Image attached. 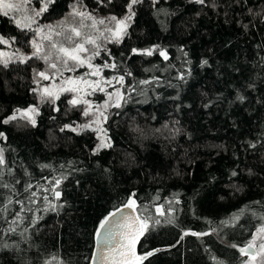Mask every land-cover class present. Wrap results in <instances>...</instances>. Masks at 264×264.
<instances>
[{
    "label": "trees",
    "instance_id": "16d2710c",
    "mask_svg": "<svg viewBox=\"0 0 264 264\" xmlns=\"http://www.w3.org/2000/svg\"><path fill=\"white\" fill-rule=\"evenodd\" d=\"M72 2L129 15L130 0H52L43 15ZM131 11L119 42L93 57L103 79L124 77L104 120L110 147L97 151L95 129L79 127L86 104L42 98L40 59L0 58V264H89L100 224L130 198L147 224L140 264H240L238 246L264 223V0ZM0 32L24 48L32 35L10 14ZM31 106L35 125L16 113Z\"/></svg>",
    "mask_w": 264,
    "mask_h": 264
},
{
    "label": "snow or ice",
    "instance_id": "6c2138e0",
    "mask_svg": "<svg viewBox=\"0 0 264 264\" xmlns=\"http://www.w3.org/2000/svg\"><path fill=\"white\" fill-rule=\"evenodd\" d=\"M52 0H46V2L43 3V6L39 9V11H35L34 13H25V19L27 20V23H23L21 20H16V24L18 27H31V24L35 23V17H38L41 13L47 10L48 3H51ZM142 2V0H130V3L128 4V9H129V15H127L123 20L117 19L116 17H111V21H115V28H105L104 31L100 32L101 36L105 35V32L111 33L113 39H115L116 42H119V38L124 34L126 28H127V21L132 19V16L134 13H132V7L133 5ZM156 0H153V3H155ZM197 3H204V0H196ZM30 3V0H0V14H3L5 16L9 15V12L16 11V12H24L25 7ZM71 16H77L80 17L81 20H89L91 21V24L88 25L89 27L96 28L97 25H104L106 21L104 19L96 20L90 13H86L83 11H78L75 8L73 9V12L70 13ZM61 27H64V31L70 33V35H67L65 38L67 41L72 45L71 47L65 46L64 44H57L55 42H52L50 44L51 50L54 51H49L46 55H44L42 58L46 63H48V66L50 69L55 70L56 73H58L60 76L63 75V71H74L75 68L70 66V63L72 65H75L76 67H82V66H87L91 71L87 73L86 75L90 76H99V73L101 69L99 67H95L91 64V60L93 59L94 56H99L100 51H99V45H97L96 39L93 38L91 35L84 36V34L81 31V28L85 27L83 23H81L80 27H75L71 25H64V22H61ZM49 28V32L54 33L56 36H61L64 33L62 32H57L52 26H47ZM246 27V26H245ZM42 29H37V32H41ZM45 40H51V35H46L43 37ZM82 38V42H74V41H79ZM109 42H112L109 40ZM0 43H6L2 38H0ZM86 45H93L96 47V51L93 52L91 55H89V49L86 47ZM35 47V52L33 53L34 56H39V54L42 51L41 46L39 45H34ZM135 52L136 50L133 49ZM148 55H151V51L147 52ZM161 55L164 56L165 59H167V55L164 52H161ZM54 57V59H53ZM23 62V61H21ZM204 64H207V61H203ZM6 64V62H5ZM61 65L63 66L61 68ZM112 67H115V65H111ZM104 67H109L108 64H105ZM131 75V73H128ZM37 75L41 79H50L54 77H49L45 72H38ZM183 79V77H180ZM117 83L123 85L124 83V77L120 76L117 81ZM101 83L107 84L109 86L112 85L111 80H95V81H90L85 79L84 77H80L77 79H67L64 81L65 85H68V87L61 86L58 90H50L49 88H44L43 92L41 93L42 98H56L58 99L59 96L57 92H76L78 95L73 97V99L69 100L68 103L76 106L81 103L87 104L88 107L84 110V115L88 116L91 114L92 110V105L89 101L85 100L83 96L79 95V93H84V95H90L91 92H88L87 89H91L92 91L100 90L103 91L104 89L101 87ZM140 83H149V81H141ZM83 85V87H81ZM134 90V89H133ZM109 95V100L112 99L113 95L117 96L119 99L115 102V107H120V100L123 99V94L117 89L115 93L108 94ZM242 99V98H241ZM109 106L108 102L106 101L104 105L100 106L104 109H106ZM35 108H30L28 112H35ZM28 112L25 113V115L28 114ZM98 116L97 119L92 121V123H97L100 118H103L104 120L107 119V116L105 115L104 111H100L97 109ZM9 119H15V116L9 117ZM30 122L35 125V120L29 117ZM8 121L6 120L5 123ZM92 124H85L83 126H79L81 128H89L91 127ZM65 127H68L67 125ZM73 131H76V129H72ZM63 131V129H61ZM0 135H3L0 133ZM110 143H105L104 141L101 142V144L97 147V151L101 147H110ZM4 165V158L2 155V149H0V166ZM235 175V173H233ZM60 181H56V184L59 185ZM31 187V186H29ZM33 196L36 195V193H32ZM56 197L59 198L60 193L57 191L55 193ZM45 199H47L45 197ZM11 203V201H9ZM135 204V201L132 200L131 198L128 201V204L126 205L129 208H132ZM159 211V210H158ZM139 219V218H136ZM101 228L104 227V223L102 222L100 225ZM130 231L127 233H122L121 236L123 239L128 240L130 243L125 245L121 244V249L129 250L131 249L132 246H134L135 240L139 239V235H143L144 230L147 228L146 223H141V228L139 230V234L135 235V227L134 225H129ZM11 231H15V229H10ZM99 235V232L97 233ZM187 234V233H186ZM195 234V233H194ZM264 234V227H261L257 229V235L253 237L252 241L249 242L246 248H241L240 252L241 255H247L248 256V261L246 264H254V262L257 260V257H264V243L259 244V251H250L251 249H254L256 247V240L258 236H261ZM111 236V234H109ZM133 236H135V239H133ZM153 253L149 252L148 255H152ZM146 257H140L138 259H144ZM107 259V258H106Z\"/></svg>",
    "mask_w": 264,
    "mask_h": 264
},
{
    "label": "rangeland",
    "instance_id": "374dc122",
    "mask_svg": "<svg viewBox=\"0 0 264 264\" xmlns=\"http://www.w3.org/2000/svg\"><path fill=\"white\" fill-rule=\"evenodd\" d=\"M7 2V0H6ZM46 2V0H30V3L25 7L24 12H16L12 11L9 12L10 15H12V18L16 20H21L23 23H27V20L25 19V13H34L35 11H39V9L43 6V3ZM76 9L78 11H83L86 13H90L96 20L104 19L106 23L104 25H97V27L94 29L92 27H89L88 25L91 24V21L85 19L81 20L80 17L77 16H71L70 13L73 12V9ZM111 16H103L96 14L95 12L88 11L85 8H83L79 2H72L69 6V8L65 11V13L61 14V16L55 20H47L43 13H41L38 17H35V23L31 24V27H26L28 28L29 31L32 32V35L29 37V39L26 40L27 45H25V48L22 45H19L17 42H13L11 39L7 38L0 32V38H2L6 43H0V58L4 61H8L11 59H26L27 57H35L41 60L43 68H39L38 72H45L49 77H54L50 79H41L38 76V81L36 83V89L42 93L44 88H49L50 90H58L61 86L68 87V85L64 84V81L67 79H77L80 77H84L87 80L90 81H95V80H111L112 85L109 86L107 84L101 83V87L104 89L103 91L96 90L92 91L91 89H87L88 92H91L90 95H84V93H79V95L83 96V98L87 101H89L92 105V110L91 114L88 115V121L86 124H92V128L95 129V132L97 133L99 137V145L101 144L102 141L105 143H108V138L106 135V131L104 128V119L100 118L97 123H92V121L97 119L98 112L97 109L100 111H104L105 115L107 116L110 107L115 105V102L117 99H119L117 96L113 95L112 99L109 100V95L111 93H115L117 89L120 91V85L117 83L115 79L107 78L103 79L100 74L99 76H90L86 75L91 71L87 66H82V67H76L75 65H72L70 63L71 67H74V71H63V75L60 76L58 73L55 72V70L50 69L48 66V63L44 61L42 58L44 55H46L49 51H54L51 50L50 44L52 42L59 44H64L65 46L71 47L72 45L67 41L65 38L67 35H70V33L64 31V27H61V22H64V25H71L75 27H80L81 23L85 25V27L81 28L82 33L84 36L91 35L93 38L96 39L97 45H102L103 43L107 42L108 37L113 38L111 33L105 32L104 36L100 35L101 31H104L105 28L111 27L115 28V21L110 20ZM118 19V18H117ZM124 18L120 19L123 20ZM52 26L55 31L57 32H62L64 33L61 36H56L54 33L49 32V28L47 26ZM42 29L41 32H37V29ZM46 35H51V40H45L43 37ZM74 42H82V38L79 41H74ZM34 45H39L42 48L41 53L39 56H34L33 53L35 52V47ZM86 47L89 49V55H91L93 52H95L97 49L93 45H86ZM54 59V57H53ZM91 64L96 67L95 63L93 62V59L91 60ZM63 66L61 65V68ZM83 87V85H81ZM103 93V98L98 100L97 96L99 95L98 92ZM61 92H57L59 94ZM71 94V98L77 96L78 94L76 92H69ZM108 102L109 106L104 109L100 106L104 105L105 102ZM121 101V100H120ZM88 105L86 104V108ZM30 108H35L34 106H31L27 109H20L17 110L16 113L18 115L24 116V117H31L32 119L34 118L35 112H28ZM36 109V108H35ZM28 112L27 115L25 113ZM98 145V146H99ZM264 227V223L258 227L257 229ZM257 229L253 232L252 237L250 240L246 243L249 244L250 241H252L253 237L257 235ZM264 243V234L261 236L257 237L256 240V247L253 249V251L258 252L259 251V244ZM245 244V245H246ZM248 261V256L243 255V260L240 264H246ZM254 264H264V257H257V260L254 262Z\"/></svg>",
    "mask_w": 264,
    "mask_h": 264
},
{
    "label": "water",
    "instance_id": "95a60500",
    "mask_svg": "<svg viewBox=\"0 0 264 264\" xmlns=\"http://www.w3.org/2000/svg\"><path fill=\"white\" fill-rule=\"evenodd\" d=\"M127 204L128 201L109 213L102 221L104 227L101 228L99 226L97 231L99 235L97 233L95 235L89 264H140L143 259L138 258L145 257L147 254L138 251V243L142 235H139V239L135 240L134 246L131 249H121V244L127 245L130 243L121 236L122 233L130 231L127 226L134 225L136 230L135 235H138L142 223L134 207L129 208L126 206ZM133 239H135V236H133ZM247 245L238 246L239 251L241 248H246ZM250 251H253V249Z\"/></svg>",
    "mask_w": 264,
    "mask_h": 264
}]
</instances>
